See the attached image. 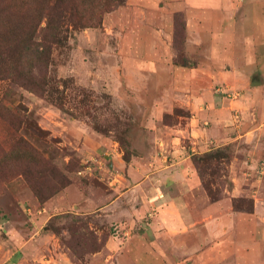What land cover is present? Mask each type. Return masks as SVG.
<instances>
[{"label":"crops","instance_id":"obj_1","mask_svg":"<svg viewBox=\"0 0 264 264\" xmlns=\"http://www.w3.org/2000/svg\"><path fill=\"white\" fill-rule=\"evenodd\" d=\"M102 26L116 43L110 84L133 96L144 134L128 161L115 152L109 199L80 205H112L116 235L79 263L41 231L47 209L24 211L0 218V264H264V0H124ZM225 146L230 187L213 201L192 156Z\"/></svg>","mask_w":264,"mask_h":264},{"label":"rangeland","instance_id":"obj_2","mask_svg":"<svg viewBox=\"0 0 264 264\" xmlns=\"http://www.w3.org/2000/svg\"><path fill=\"white\" fill-rule=\"evenodd\" d=\"M14 1H0V9L4 4L10 8ZM102 24L63 31V40L52 47L44 71V89L37 92L21 82L0 79V104L11 110L19 133L48 161L37 175L30 170L25 175H0V218L7 222L22 218L24 211L28 217L35 210L47 209L50 217L43 219L45 227L41 231L56 237L69 255L79 257V263L85 254L101 250L106 239L116 235L118 223L110 216L112 205L106 212L84 213L81 202L89 198L97 201L99 193H105L102 201L109 199V181L117 170L109 164L116 161L115 152H120V159L137 155L142 151L133 149L131 142L136 144L144 136L135 125L140 118L134 117L137 109L133 96L116 95L117 87L110 84L109 66L116 60L112 53L116 43L105 34ZM7 113L4 111V115ZM4 127L0 123V140L10 136L11 128ZM96 134L105 138L103 144L95 143ZM113 141L117 142L114 152ZM227 163L226 158L212 163V171L204 175L213 193L221 195L219 198L230 187ZM232 204L249 209L250 200L232 199ZM138 229L140 226L132 227Z\"/></svg>","mask_w":264,"mask_h":264},{"label":"trees","instance_id":"obj_3","mask_svg":"<svg viewBox=\"0 0 264 264\" xmlns=\"http://www.w3.org/2000/svg\"><path fill=\"white\" fill-rule=\"evenodd\" d=\"M123 2L124 0H15L10 8L4 4L0 9V79L21 82L37 92L44 89L47 81L44 71H47L52 47L63 40V31L69 27L82 29L101 25L104 13ZM183 19V13H174L175 39L180 40V43L185 31ZM43 20L45 25L41 26ZM2 109L8 113L4 115ZM0 123L3 128L5 125L11 128V132H8L10 136H4L0 140L1 177L25 175L29 170L36 175L41 173V167L48 163L46 157L19 133L20 127L11 117V110L1 104ZM129 146L128 143V149ZM131 156L132 154L124 155L123 159L128 161ZM231 156L232 151L228 146L192 156L202 185L213 201L221 195L213 193L204 175L206 171H212L217 161L226 158L229 162Z\"/></svg>","mask_w":264,"mask_h":264}]
</instances>
